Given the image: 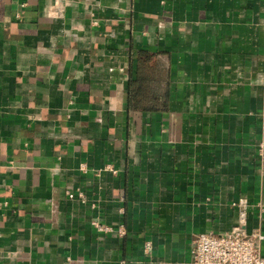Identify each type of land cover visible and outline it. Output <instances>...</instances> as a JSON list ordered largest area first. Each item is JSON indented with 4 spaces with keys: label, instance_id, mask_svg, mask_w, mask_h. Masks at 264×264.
<instances>
[{
    "label": "crops",
    "instance_id": "1",
    "mask_svg": "<svg viewBox=\"0 0 264 264\" xmlns=\"http://www.w3.org/2000/svg\"><path fill=\"white\" fill-rule=\"evenodd\" d=\"M263 122L264 0H0V264H191L238 202L264 233Z\"/></svg>",
    "mask_w": 264,
    "mask_h": 264
},
{
    "label": "built area",
    "instance_id": "2",
    "mask_svg": "<svg viewBox=\"0 0 264 264\" xmlns=\"http://www.w3.org/2000/svg\"><path fill=\"white\" fill-rule=\"evenodd\" d=\"M258 157L260 171L264 175V122L261 127V137L258 143ZM105 169L115 172L110 165ZM68 197H77L84 202L82 191L68 192ZM235 205V203H234ZM238 206V222L230 233L214 235L211 233H199L194 237L191 249V264H264L261 253V243L264 241V233L261 227L256 226L247 230L246 204L236 203ZM98 232H116L119 235L125 233L123 225L113 226L101 224L97 221L91 222ZM148 243H146V248Z\"/></svg>",
    "mask_w": 264,
    "mask_h": 264
}]
</instances>
